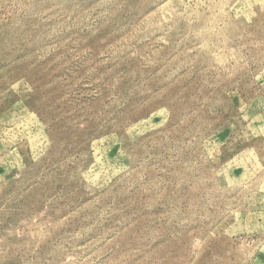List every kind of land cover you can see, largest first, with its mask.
I'll use <instances>...</instances> for the list:
<instances>
[{"label":"rangeland","instance_id":"rangeland-1","mask_svg":"<svg viewBox=\"0 0 264 264\" xmlns=\"http://www.w3.org/2000/svg\"><path fill=\"white\" fill-rule=\"evenodd\" d=\"M0 264H264V0H0Z\"/></svg>","mask_w":264,"mask_h":264}]
</instances>
